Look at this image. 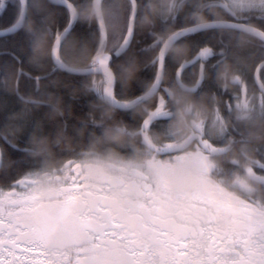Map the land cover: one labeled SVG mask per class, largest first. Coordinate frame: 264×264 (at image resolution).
<instances>
[{"label":"snow or ice","instance_id":"snow-or-ice-1","mask_svg":"<svg viewBox=\"0 0 264 264\" xmlns=\"http://www.w3.org/2000/svg\"><path fill=\"white\" fill-rule=\"evenodd\" d=\"M0 13V36L20 42L2 53L18 86L0 102V264H264V0H0ZM233 36L257 42L254 78L229 70ZM70 37L83 66L62 58ZM45 54L49 72L25 68Z\"/></svg>","mask_w":264,"mask_h":264},{"label":"trees","instance_id":"trees-1","mask_svg":"<svg viewBox=\"0 0 264 264\" xmlns=\"http://www.w3.org/2000/svg\"><path fill=\"white\" fill-rule=\"evenodd\" d=\"M41 3H48V0H39ZM142 3H147L148 0H141ZM8 4H13L14 0H7ZM57 14L52 15L48 18V23L55 28L57 24L59 23V9H56ZM143 10L141 12V18L136 21V29L138 32L146 33L151 27L152 23L149 20L143 19ZM9 15L0 13V30L6 29L8 25ZM81 24L86 23V21L81 18L80 21ZM47 39H51L50 37H46ZM150 42V41H149ZM19 37L16 35H11L8 37L0 38V102L3 101L4 97H8L10 99H14L16 89L18 86V82L16 79V74L13 70L14 65L11 61V57H6L2 53L5 51L13 50L17 47H19ZM210 45H215L216 40L211 39L209 40ZM231 46L235 50V55L228 61V67L231 71L233 67V62L237 63L240 67L244 68L249 72V76L251 78H254L255 73V62L259 59V54L256 51L258 44L257 42H253L251 44L247 43L246 38H241L239 36H233L231 38ZM39 51V50H37ZM250 52H255L254 55H249ZM184 55H191V49L188 48L184 51ZM62 58L69 64V65H78L83 66V64L86 62V54L82 53L79 47V44L75 41V37H70L68 41L65 42L63 52H62ZM48 56L45 54L43 56V63L39 65V67H35L31 64L30 58L26 60L25 62V68L32 67L34 71L39 73L49 72L51 69V65L47 63ZM7 62V67H5V63ZM198 71V70H197ZM224 68L222 66L221 73H223ZM66 74L61 72L59 74L53 75L51 79L47 82L41 83V93L44 92L45 83L52 86V91H50L45 99H53L54 94L56 91H58L61 87L60 80L62 77H64ZM71 79H78V77H71ZM231 79V77H229ZM168 82V78H165V83ZM217 85L221 88H223V83L221 79H217ZM24 82L23 80L19 81V87L23 88ZM228 92L231 93L234 91V88L232 87L231 83H229ZM83 91L82 88L77 89L76 95H80V93ZM33 98H35L33 96ZM203 101L207 100V97L202 98ZM219 102V98L218 101ZM18 107L21 111L24 109V104H17L15 105ZM91 106V105H90ZM36 111H40V108L37 107L35 109ZM19 116H16L15 119H19ZM262 128L259 123H257L255 129L253 130L254 138L256 139V142L259 143V136L261 135Z\"/></svg>","mask_w":264,"mask_h":264},{"label":"flooded vegetation","instance_id":"flooded-vegetation-1","mask_svg":"<svg viewBox=\"0 0 264 264\" xmlns=\"http://www.w3.org/2000/svg\"><path fill=\"white\" fill-rule=\"evenodd\" d=\"M246 40H247V38H246ZM19 251V250H18ZM28 256H34V255H38V253H28L27 254ZM5 256H7V253H5Z\"/></svg>","mask_w":264,"mask_h":264},{"label":"water","instance_id":"water-1","mask_svg":"<svg viewBox=\"0 0 264 264\" xmlns=\"http://www.w3.org/2000/svg\"><path fill=\"white\" fill-rule=\"evenodd\" d=\"M49 1V0H48ZM5 30V29H4ZM4 30H0V32H3ZM3 37H8V35H5V36H0V38H3Z\"/></svg>","mask_w":264,"mask_h":264}]
</instances>
